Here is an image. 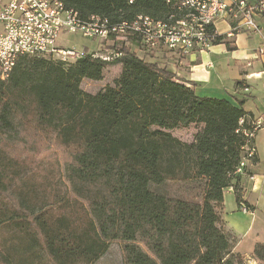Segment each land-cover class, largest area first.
<instances>
[{"label": "trees", "instance_id": "obj_1", "mask_svg": "<svg viewBox=\"0 0 264 264\" xmlns=\"http://www.w3.org/2000/svg\"><path fill=\"white\" fill-rule=\"evenodd\" d=\"M59 1L81 18L113 22L171 13L166 0ZM216 38L214 44L224 36ZM109 46L122 55L104 61L85 53L70 64L22 56L0 78V264H95L114 240L123 243L125 264H241L221 214L226 190L238 207L247 204L235 170L243 148H254L242 131L251 114L243 103L197 95L192 82L140 57L137 38ZM113 64L121 72L111 85L81 89L83 79L100 80ZM191 124L201 129L189 144L170 133ZM29 130L66 151L72 198L55 208L39 205L40 197L31 201L25 180L37 164L30 152L15 153L34 150ZM177 178L197 181L199 190L189 198L151 190ZM251 255L264 262V243Z\"/></svg>", "mask_w": 264, "mask_h": 264}, {"label": "built area", "instance_id": "obj_2", "mask_svg": "<svg viewBox=\"0 0 264 264\" xmlns=\"http://www.w3.org/2000/svg\"><path fill=\"white\" fill-rule=\"evenodd\" d=\"M131 2V1H130ZM171 8L165 18L148 14H137L130 20L110 21L107 17L93 14L81 18L73 9H67L59 0H0V78L6 79L17 59L27 57H49L64 64L81 58L85 52L62 46L61 34H80L85 38L101 39L105 42L124 41L137 38L140 47L149 52L166 50L181 55L203 52L214 45L218 31L217 21L225 14L240 18L228 36L243 30L259 31L255 17L264 18V0H166ZM102 56L111 61L122 55L116 49ZM263 52L262 49L259 50ZM253 73L248 76H259ZM239 124L245 121L241 118ZM243 135L253 139L262 127V120L247 121ZM254 155V148L245 146L243 157L235 174L244 175V169ZM254 180L253 175H248ZM242 212L247 207L241 206Z\"/></svg>", "mask_w": 264, "mask_h": 264}, {"label": "rangeland", "instance_id": "obj_3", "mask_svg": "<svg viewBox=\"0 0 264 264\" xmlns=\"http://www.w3.org/2000/svg\"><path fill=\"white\" fill-rule=\"evenodd\" d=\"M59 42L62 46L73 47L80 52L95 53L97 55L108 56L111 54L110 42L105 43L101 39H90L81 36L80 34H61ZM136 53L145 58L147 61H155L148 58V53L142 51L141 48H133ZM161 50L155 51L159 52ZM144 52V53H143ZM84 53V54H85ZM121 72L120 64L108 65L104 68L102 78L94 81L89 79H83L81 81V89L89 93H97L101 91L108 84L111 85L113 80L118 77ZM201 129V125L191 124L187 127H179L170 131L171 135L178 139L181 143H191L195 135ZM29 140L32 141L34 150L30 151V148L22 147L16 148L15 153L21 154L23 157H27V152L34 157L36 161V169L30 175L29 179L25 180L28 187L32 191L31 201L34 198L37 199L39 205H49L55 208L59 205L60 200L71 199V193L69 185L65 177V164L64 160L67 158L66 151L56 146V144H48L45 140L44 134L34 133L29 130ZM256 146L258 147V157L261 159L262 167L264 168V128L258 131L256 137ZM30 156V155H29ZM255 161V160H254ZM252 162V159L250 160ZM187 170L190 169V165H186ZM260 172H256V177L262 180ZM248 177V175H246ZM251 179H242L239 182L237 190L242 200L246 201L250 208L244 213L241 207L237 206L233 191L226 190L224 192V202L222 208V218L225 225L223 228L226 231L232 232L237 238V244L235 251L239 252L243 261L241 264H264L257 259L253 258L250 248L254 247L256 243H264V185L258 184L253 188ZM195 180H182L167 179L161 185H151V190L163 193L169 196L185 197L189 198L194 192L199 189ZM195 189V191H194ZM33 195V196H32ZM14 198H9L11 205L17 204ZM36 202V200H35ZM69 203V201H68ZM247 204H245L246 207ZM78 206V203H75ZM40 209V207H38ZM52 209V208H51ZM60 209H58L59 211ZM107 252L96 261L95 264H125L124 256L122 252V242L113 241L110 242ZM252 246V247H251Z\"/></svg>", "mask_w": 264, "mask_h": 264}, {"label": "crops", "instance_id": "obj_4", "mask_svg": "<svg viewBox=\"0 0 264 264\" xmlns=\"http://www.w3.org/2000/svg\"><path fill=\"white\" fill-rule=\"evenodd\" d=\"M255 21L259 31L241 28L238 32H234L233 36H228L232 27L240 23V18H235L230 12L215 23L218 34L224 36L222 42L212 45L206 51L184 55L161 50L154 52L155 55L150 59L174 73L175 77L192 82L199 96L225 98L233 105L243 103L242 108L251 114L253 120L257 118L262 120L260 128L262 129L264 128V18L255 17ZM226 42L230 44L232 50L228 48ZM260 49L263 52H260ZM253 73L260 75L248 76ZM258 131L254 137L255 161L247 163L246 174L242 175V179L248 181L246 175L254 176V180L250 181L253 188L257 183L264 185V168L256 146ZM257 171L261 173L262 180L258 181ZM252 249L250 248V251Z\"/></svg>", "mask_w": 264, "mask_h": 264}]
</instances>
